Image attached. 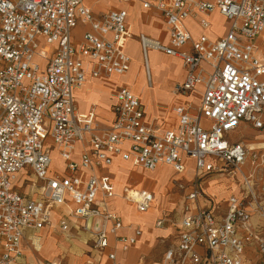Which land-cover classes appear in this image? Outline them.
<instances>
[{"label":"built area","instance_id":"1","mask_svg":"<svg viewBox=\"0 0 264 264\" xmlns=\"http://www.w3.org/2000/svg\"><path fill=\"white\" fill-rule=\"evenodd\" d=\"M143 7L160 11L169 33L168 44L140 34L144 55L155 49L182 60L186 77L173 93L185 96L203 86L199 105L174 107V129L144 122L145 108L128 87L118 91L111 126L95 122L94 105L86 113L77 108L74 90L88 74L109 77L130 69L126 10L97 16L83 0H0V264L21 258L25 231L49 225L53 208L67 198L71 216L80 220L77 232H85L101 251L114 237L108 256L122 264L117 248L127 251L142 230L121 235L122 218L108 207L116 195L114 184L95 168L110 165L113 155L145 170L171 165L178 173L185 171V157L195 161L191 183H177L184 192L177 241L158 264H244L249 247L264 263V142L229 136L242 122L264 127V61L256 43L264 31V0H144ZM213 11L230 22L225 36L192 41L185 20L197 17L206 28ZM80 24L89 28L74 45L72 31ZM191 41L190 50H184ZM48 139L67 163L64 175L49 173ZM79 142L88 148L77 161L73 154ZM25 167L41 182L37 199L13 187ZM211 175L227 176L241 189L229 196L222 214L200 203L206 196L204 180ZM121 196L139 212L154 200L151 191L132 187H124ZM166 220L156 225L163 227ZM60 225L69 232L68 221Z\"/></svg>","mask_w":264,"mask_h":264},{"label":"crops","instance_id":"2","mask_svg":"<svg viewBox=\"0 0 264 264\" xmlns=\"http://www.w3.org/2000/svg\"><path fill=\"white\" fill-rule=\"evenodd\" d=\"M131 1L132 0L123 2L120 0H115L116 4L111 6V8L105 12H108L113 9H124L127 11V24L131 36L127 39L124 49L125 52L128 54V56L130 57V54L127 49V45L128 42L130 41V38H132L133 36V32H137L140 56L142 59V64L139 66V68L142 71L144 87L152 88L153 89L152 93L148 95L146 94L142 98V93H138L136 90H134L132 86L133 84H131L133 83V80H131L129 84L123 83L119 86L114 84L111 89L112 98H110L108 104H105L106 107L105 112L110 115L109 120L105 122L99 116L100 105L98 101L97 92L95 91L91 92L88 101H86L84 104H82V106H80L76 94V91L79 88H76L74 90V98L77 108L79 112L86 113L94 105L95 122L98 123L100 127L111 126L115 120V115H116L115 106L117 104L118 91L122 87H128L135 95H137L140 98L145 108L144 119H143L144 122L156 123L159 126V128L162 130L174 129L178 125V116L174 111V107H176L177 105H184L187 103H191L195 106L199 105L202 98L201 93L203 90V86L199 85L195 91L185 96L173 93L174 85L178 82L183 81L184 78L186 77V69L183 65L182 60L178 57L168 55L160 50H155V49H149L145 56L139 40L140 34H145L151 38L160 40L164 44L169 43V33L166 29V25L162 13L153 7L144 8L143 7L144 0H139L141 9L147 12L149 11L154 12L155 15L157 16V21H158L155 26L156 28L155 31H151V32H146L143 30L141 31L139 30V26L135 23V21L131 19L129 11L127 9V6ZM83 2L86 6L90 7L85 2V0H83ZM211 15L212 13L207 17L209 20V26L206 28L200 25L197 17H189L185 20V25L189 30V32L191 33L192 41H197L203 35L207 36L212 41H216L221 37L225 36L230 26L229 20L223 15H221L218 11H214V15L223 18L226 21L227 26L225 27L224 31H221L217 34H212ZM194 26H196L198 30H194ZM88 28H89L88 26L80 24L75 29H73L72 41L74 45H77L80 42L84 32ZM77 31H79L80 33L79 35H75ZM192 41L183 47L184 50H190ZM256 43L258 45L257 56L264 61V31L256 38ZM149 52H151L153 57L160 56L164 58H168V57L175 58L176 60H178L179 67L182 68V72L179 74H174L169 66L167 65L161 66L155 59H152L150 63L148 57ZM85 62L86 63L88 62V58L86 57H85ZM132 69H133V65L130 57V69L126 73L112 74L108 78L110 77L128 78L132 72ZM106 78L107 77L104 76L94 78L88 74L87 81L84 84L94 80H105ZM193 98L197 100L196 103L192 102ZM246 128L253 131L254 135H251L250 138L242 137L239 139H232V138L231 139L243 140L247 143L264 142V127L262 129H256L247 122H242L241 125L236 130L232 131L230 134H233L235 132H238ZM47 142L52 147L51 150L52 164L49 168V173L51 175L66 174L67 163L61 158L56 146L52 143V141L48 139ZM128 145L129 144L126 143L124 145V148L125 149L128 148ZM85 148H88L87 142L77 143L76 149L73 154V158L78 161ZM55 151L58 153L61 161L63 162V169L61 171H56L54 168L53 153ZM112 158H113L112 163L110 165H100V166H96L95 168V173L97 175L99 176L108 175L114 184L116 195L108 199V207L112 211L116 212L122 218L124 227L119 231L121 235H133L135 229L137 228H140L142 230V234L138 238L137 243L131 246L127 251H123L122 249H120V247L117 248V260L122 264H145L142 258L138 257L135 259L136 251H134L133 249L139 248L140 244H146L155 240L158 236L168 235L173 228L171 226L168 228H164V227L168 223L173 222V219L176 220V232L174 234V240H173L174 243H176L177 241V235L180 229L179 214L184 202V194H183L184 192L182 194H180L179 192L177 193L178 198L176 199L178 200V202L176 206L173 207L172 203H174L175 201L174 198L167 197L166 196L167 194L163 192V190H159V188L163 187V185H165L168 182L172 183L174 186L177 183H183L184 185H189L195 175V161L192 158L185 157L184 158V163L186 166L185 171L183 173H178L171 165H159L155 170L151 171L133 166L129 161L123 160V158L120 155H113ZM118 162H122L128 165V167L130 168V172H128L125 175L124 181L120 186L116 182V174L113 171L114 167L118 166L117 165ZM164 168H167L171 171L169 173V176L164 182L160 183L156 187H155V182L152 183L151 185L144 184L143 180L146 174L156 173L158 170ZM90 173L91 172L88 171L86 176H88ZM40 184L41 182L36 179L31 168L29 167H25L19 172H17L15 179L13 181L14 189L29 199H37L39 197L38 188ZM124 187L147 189L151 191L154 195V200L150 208L146 212H139L136 209L134 203L125 200L121 196ZM203 188L206 193V196L201 199L200 203L205 207L218 210L219 214L225 212L227 208L229 196L232 194H239L241 190L240 187L227 176H218V175H211L210 177L205 178L203 183ZM118 198H120V200L124 202L126 205L130 206L136 214H146L150 212L152 209H155L156 212L152 215L151 219L147 224L145 225L139 224L138 221L134 222V218L130 217L129 215H126V213H123V211L121 210V206L115 203V201ZM72 206L73 205L71 203V200L67 198L66 203L57 205L53 208L51 215V223L49 225H46L39 230H34L30 228L27 229L25 231L22 240L23 255L21 258H19L17 261H14L12 264H63V263L89 264L90 261H93L94 264H113V261L109 258L108 253L110 252V250H112L115 247L114 237L110 238V246L107 249H105L104 251L96 249L93 245V242L85 232L81 230L77 232L78 228H80L79 226L80 220L73 218L71 216ZM164 216L167 217L164 226L163 227L157 226L156 222L159 219L163 218ZM61 221L69 222V226H70L69 232H65L62 230L60 225ZM83 236H86V239ZM74 237L76 239H81L82 237H83L82 239H85L83 243V245L85 244V247H87L85 252V256H86L85 259H82L80 256H75L79 254L70 255L73 252L72 250L73 248L70 247L69 243H71V241H74L73 239ZM1 251H2V242L0 239V253ZM258 259L261 260L256 249L254 247H249L247 249L244 264H251V262H257ZM160 260L154 261L152 264H158Z\"/></svg>","mask_w":264,"mask_h":264},{"label":"rangeland","instance_id":"3","mask_svg":"<svg viewBox=\"0 0 264 264\" xmlns=\"http://www.w3.org/2000/svg\"><path fill=\"white\" fill-rule=\"evenodd\" d=\"M85 2L93 9L96 15L104 13L105 11L110 9L111 6L116 4L115 0H85ZM127 9L129 11L131 19H133L135 23L139 26V30L141 31L143 30L146 32H151V31L156 30L155 26H156V23L158 22L157 16L155 15L154 12H151V11L147 12V11L142 10L139 0H132L128 4ZM211 23H212V27H211L212 34H217L221 31H224L225 27L227 26V23L223 18L217 15H214V11L212 12V15H211ZM194 30H198L196 26H194ZM79 34H80L79 31L75 33V35H79ZM137 35H138L137 32H133V36L132 38H130V41L128 42V45H127V49L130 54L131 62L133 65L132 72L128 78H122V77L108 78L107 77L105 80H94V81H90L84 84L83 86L78 87L79 89H77L76 91L80 106H82V104L88 101L91 92H94V91L97 92L98 101L100 105L99 116L105 122L109 120L110 118V115L105 112L106 110L105 104H108L110 101V98H112L111 89L114 84H116L117 86L123 83L129 84L130 81L133 80V83L131 84H133L132 86L134 90H136L138 93H142V98L144 97V95L151 94L153 91L152 88H145L143 84L142 71L139 68V66L142 64V59L140 56ZM148 57H149L150 63L152 59H155L161 66H165V65L169 66L171 71L174 74H179L182 72V68L179 67L178 60H176L175 58H171V57L164 58L160 56L153 57L151 52H149ZM150 69H151V66H150ZM192 102L196 103L197 100L193 98ZM251 135H254V132L246 128L238 132H235L233 134H230V138L232 139H239L242 137L250 138ZM53 163H54V168L56 171H61L63 169V162L61 161L56 151L53 153ZM117 165L118 166H115L113 171L116 174V182L120 186L124 181L125 175L128 172H130V168L128 167V165L122 162H118ZM245 169L248 170V167H245ZM170 172L171 171L169 169L164 168V169L158 170L156 173L146 174L143 182L146 185H149V184L151 185L152 183L155 182V187H156L167 179ZM159 190H163V192L167 194L166 195L167 197L174 198L175 201L174 203H172L173 207L176 206L178 202V200L176 199L178 198L177 193L178 192L180 194L183 193V191L177 187V184L174 186L170 182L163 185V187H160ZM115 203L121 206V210L123 211V213H126V215H129L130 217L134 218V222L138 221L139 224H142V225L147 224L149 220L151 219L152 215L156 212L155 209H152L150 212L146 214H136L133 211V209L130 206L126 205L124 202H122L120 198H118L115 201ZM170 226L173 229L168 235L158 236L155 240L149 243H146V244H140L139 248L133 249L134 251H136L135 259L140 257L143 259L145 264H152L154 261L160 260L163 256V252L165 251V249L174 243L173 241L174 234L176 232V220L175 219H173V222L165 225L164 228H168ZM83 237H85L86 239V236H83ZM82 238L76 239L74 237L73 238L74 241H71V243H69L70 247L73 248L72 249L73 252L70 255L79 254L75 256H80L82 259H85L86 258L85 252H86L87 247H85V244L83 245L85 239H82ZM251 264H264V263L262 260L258 259L257 262H251Z\"/></svg>","mask_w":264,"mask_h":264}]
</instances>
